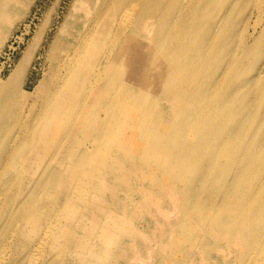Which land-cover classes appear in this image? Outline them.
Instances as JSON below:
<instances>
[{"label":"rangeland","instance_id":"rangeland-1","mask_svg":"<svg viewBox=\"0 0 264 264\" xmlns=\"http://www.w3.org/2000/svg\"><path fill=\"white\" fill-rule=\"evenodd\" d=\"M139 1L140 9L126 0H0V90L10 93L0 118L8 124L52 121L39 152L12 154L18 166L40 162L33 169L42 173L13 175L8 167L3 180H38L33 200L49 197L52 203L62 187L71 189L60 216L65 224L88 223L91 212L96 217L97 210L103 212L98 222L105 221L102 225L114 234L109 264H264V239H258L264 221L251 216L261 210L251 190L259 178L255 171L243 184L248 203L235 202V153L241 147L235 101L245 98L254 112L264 105V20L255 8L262 0ZM142 13L135 35L118 26L124 15ZM96 40L105 42L98 52L91 50ZM87 55L101 57L91 65L86 85L108 71L116 89L108 100L113 115L126 103L129 116L123 123L143 124L130 130L138 141L131 139L121 149L115 143L103 147L100 152H109L108 158L94 169L89 186L84 185L85 158L93 147L88 127L95 125L93 115L105 117V112L86 116L87 90L79 87L78 96L73 87L61 85L70 82ZM251 77V89L235 92ZM127 81L132 84L128 93ZM57 97L63 100L62 114L54 121L44 117L49 112L44 99L51 109ZM49 160L54 175L42 167ZM73 163L78 175H57ZM10 193L18 194L19 188ZM57 204L63 206L64 199ZM50 209L48 204L39 210ZM53 236L45 240L52 243ZM70 252L62 257L60 252L58 264Z\"/></svg>","mask_w":264,"mask_h":264},{"label":"bare ground","instance_id":"bare-ground-1","mask_svg":"<svg viewBox=\"0 0 264 264\" xmlns=\"http://www.w3.org/2000/svg\"><path fill=\"white\" fill-rule=\"evenodd\" d=\"M126 2L131 8L140 9L141 3L139 0H126ZM137 2H139L138 5ZM149 7L158 8V6L153 4H149ZM255 8H259V19L264 20V0L258 2ZM143 19V13L136 17L124 15L117 22L119 27H124L123 29L133 36L140 30ZM104 24L102 23V25ZM106 26L108 25L106 24ZM259 39L253 41L257 42ZM104 46L105 42L96 40L92 42L91 50L98 52ZM100 57L101 55L96 57L85 56L78 69L73 73L69 80L70 82L64 80L61 84L73 87L78 91V96L79 87L81 92L82 88L87 90L86 98L82 104L86 116L91 111L103 110L105 112V117L93 115L92 121L95 122L93 123L95 125L88 127V132L93 135V147L88 149L85 158L87 163H89L88 171L85 174V186H89L93 182L94 169L103 163L105 164L108 158L109 152H100L105 150L103 147L113 148L111 146L115 143L121 149L130 143L131 139L138 141V138L131 137L130 130L133 125L139 130L143 128L142 122L133 125L127 122L123 123L122 119L129 116L130 105L126 103H123L117 109L115 116L113 115V106L108 104V100L109 97H113V92L116 89L111 83L113 77L111 74L108 75V71L106 73L102 71L99 76H95L90 82L92 86L86 85L88 77L90 75L92 77V74H90L91 65L95 67ZM256 75L261 77L260 72ZM99 79L104 80L102 85L97 82ZM252 80L253 77L249 78L244 84H238L235 87V92H239L245 87L251 89L253 87ZM1 82L0 79V87ZM131 85L127 81V86L124 87L125 90L127 89V93L131 90ZM58 90H63V88H58ZM9 94L4 89L0 90V115L3 112V101ZM244 99L238 98L235 101V136L240 138L241 143L240 149L237 146L235 153V162L238 167V174L235 178L238 184V192L235 202L237 204L248 203L249 200L243 190V184L246 181V174L255 171L253 173L254 178L256 174H259V178H257L258 182L251 186V190L256 191L254 199L261 205V210L251 213V216L256 220L263 219L264 221V194L259 196L264 186V105L254 112L247 108ZM44 101V105L49 110L44 117L58 121L62 114L58 104L60 105L63 100L60 101V98L57 97L55 106L51 109L47 104V99H44ZM117 101L119 100L117 99ZM110 103L114 104L112 100H110ZM88 107L90 109H87ZM7 120L0 118L2 122H0V145H5L3 154L0 155V264H58L60 252L62 257L63 251L69 253V248L71 252L69 255L68 253L65 255L64 264H109L114 257L110 242V237H113L114 234L113 231L107 229L106 225H102L105 221L98 222V219H101L104 215L103 212L97 210L99 218L95 216L94 212H91L93 217L90 219L93 221L88 223L83 219H78L77 224H65L60 216L68 208L72 194L71 189L64 191V188L60 187L62 191H59L55 202L52 203L53 201L49 197L42 200V197L39 196L37 200H33V189L38 185V180H30L32 184H27V178L20 179L16 177L13 180L4 182L3 178L7 175L5 169L8 167H10V173L13 175L19 171L33 176H38L42 173L41 169L38 172L33 169V166L36 164L40 165V162L30 164L31 167H28L27 163L23 167L21 165L18 166V157L12 163V154L18 149L19 155L21 152L25 154L27 151L39 152L40 146L46 140L44 138L49 134L47 127L49 123H52V121L44 119L41 121L33 119L31 122L18 121L14 123L12 121V124H8L6 123ZM60 134L61 132L58 133V135ZM73 135L74 133L70 132L69 137L72 138ZM137 135L135 133V136ZM96 145L101 148H96ZM49 152L50 150H48V154ZM55 157L59 158L57 154ZM237 159H240V161ZM50 161L42 164V167H44V171L46 170L48 175H54V173H51V167H49V164H52ZM64 171L66 172L58 171L57 175H65L63 179H67L70 177L74 178L75 175L79 174L74 163L71 169L64 168ZM13 186L19 188L18 194L10 193ZM23 188L27 190L25 191ZM23 193L24 195H22ZM62 199H64L65 205L57 207V203H62ZM48 204H51L49 212L47 210H39L41 207H48ZM85 211L88 212L89 209L85 208ZM100 214L103 215L100 216ZM49 235H54L52 238L54 242L49 243L45 240V237ZM260 238L264 239V231L258 234V239ZM80 243H82L81 247H79ZM74 244L77 247H72Z\"/></svg>","mask_w":264,"mask_h":264}]
</instances>
